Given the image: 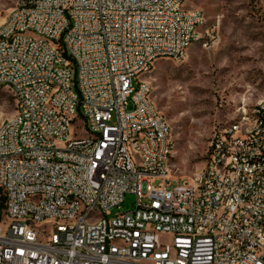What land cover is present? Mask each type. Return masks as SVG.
<instances>
[{"label":"built area","instance_id":"2783aa9c","mask_svg":"<svg viewBox=\"0 0 264 264\" xmlns=\"http://www.w3.org/2000/svg\"><path fill=\"white\" fill-rule=\"evenodd\" d=\"M187 2L18 0L0 25V264H264V98L175 180L142 80L199 40Z\"/></svg>","mask_w":264,"mask_h":264},{"label":"rangeland","instance_id":"374dc122","mask_svg":"<svg viewBox=\"0 0 264 264\" xmlns=\"http://www.w3.org/2000/svg\"><path fill=\"white\" fill-rule=\"evenodd\" d=\"M17 2L0 0V25ZM186 7L204 13L199 40L184 63L163 58L142 77L171 126L169 171L175 180L202 169L214 135L242 107L264 98V0H188ZM14 112V98L0 87V125ZM135 202L127 195L123 205L111 209L112 216L133 209Z\"/></svg>","mask_w":264,"mask_h":264},{"label":"trees","instance_id":"16d2710c","mask_svg":"<svg viewBox=\"0 0 264 264\" xmlns=\"http://www.w3.org/2000/svg\"><path fill=\"white\" fill-rule=\"evenodd\" d=\"M2 206H3V202H1V208H2Z\"/></svg>","mask_w":264,"mask_h":264}]
</instances>
